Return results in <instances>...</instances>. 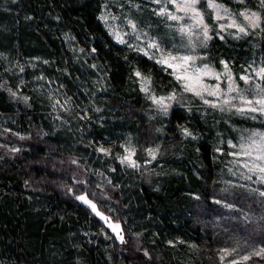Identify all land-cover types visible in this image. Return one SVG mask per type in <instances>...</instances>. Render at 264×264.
Returning a JSON list of instances; mask_svg holds the SVG:
<instances>
[{
  "label": "trees",
  "instance_id": "trees-1",
  "mask_svg": "<svg viewBox=\"0 0 264 264\" xmlns=\"http://www.w3.org/2000/svg\"><path fill=\"white\" fill-rule=\"evenodd\" d=\"M103 1L0 0V66L36 60L31 73L38 87L46 81L59 85L91 111L83 124V135L91 137L86 142L174 141L186 151L169 158L171 167L166 166L157 188L143 179L124 188L130 182H122L121 172L112 174L115 185L106 186L113 199L98 204L103 213V207H114L110 215L122 225L121 240L77 198L84 192L76 177L71 179L76 168L60 161L76 155L92 163L94 151L85 140L77 142L67 131L40 134L17 156L0 154V264H204L207 246L264 245L263 198L235 194L238 202L251 203V221L240 212L221 221L229 212L211 201L226 191L219 184L224 168L215 146L216 126L192 109L174 107L162 118L149 110L137 72L147 75L159 93L179 82L160 63L113 39L100 19ZM248 46L246 39L215 38L210 50L218 61L237 63ZM16 105L0 84V111L15 112ZM29 121L40 127L41 113L34 112ZM16 123L25 124V116ZM82 161L78 171L88 174L81 177L95 182L88 161ZM75 185L77 191L69 189Z\"/></svg>",
  "mask_w": 264,
  "mask_h": 264
},
{
  "label": "rangeland",
  "instance_id": "rangeland-1",
  "mask_svg": "<svg viewBox=\"0 0 264 264\" xmlns=\"http://www.w3.org/2000/svg\"><path fill=\"white\" fill-rule=\"evenodd\" d=\"M212 2L219 7L211 8L208 0H198L195 4L196 12L188 10L186 13L180 10L184 6V0H104L100 19L116 42L156 62L168 58L169 55L194 58L189 61L187 72L182 67L169 68L160 63L170 70L175 78L193 77L191 80L176 78L179 86L170 92L155 91L150 78L145 74L139 76L140 87L150 100L149 110L159 118L171 108L180 107L192 109L214 123L215 146L224 168V175L219 184L220 189L226 191L221 194L222 196L213 195L211 201L229 212L227 215L225 213L226 216L222 217L221 221L233 220L230 217L235 216L234 212H240L251 221L254 217L250 208L251 203L245 200L242 204L234 196L239 194V191L264 199L262 188L264 172L259 171L260 168H264V111H261L264 104L257 103L264 100V2L262 0H212ZM253 13L256 16H253ZM171 16L180 19L173 20ZM201 17L203 22L198 23ZM205 27L207 38L204 35ZM240 28L244 31L241 32ZM215 38L229 42L246 39L250 45L245 49L248 54L237 63L225 59L218 61L212 57L210 50ZM152 44L158 45V48L150 47ZM35 62L36 60L20 59L14 62L13 67L2 66L3 64L0 66V84L8 92L11 103L18 104L15 112L0 111L1 155L17 156L25 146L32 143L33 138H40V134L54 136L53 134L67 131L76 134L77 142L83 140L86 142L91 138L83 135L84 121L88 120L91 114L89 108L86 110L80 108V102L59 85L55 86L46 81L45 85L38 87L41 83H38L34 73H31L33 71L31 68H35ZM168 62L174 65L182 63L179 59H169ZM204 71H209L210 74L204 75ZM197 75L200 77L199 82L195 79ZM217 76L219 79H216ZM186 84H191L197 91H201V95L185 91ZM204 86H207L209 91H203ZM230 86L232 91L229 90ZM212 91L218 94L210 95L209 92ZM29 92H33L35 97H31ZM152 97L164 98L163 104L155 103ZM249 101L251 103H248ZM34 112L41 113L40 127L32 125L29 121ZM20 115L25 116V124L16 123ZM97 117L100 119V115ZM190 135L198 138L193 131ZM137 142L134 140L105 142L92 139L86 142L94 151L95 160L92 163L88 156L79 158L74 155L60 160L61 163H68L69 168H76L77 172L72 174L71 179L76 177V182L78 180L84 192L77 198L84 196L95 204L96 211H93L88 203L79 199L96 215L97 212L100 213L98 216L105 220L108 229L120 240L124 237L122 225L114 215H110L116 212L114 207L112 206V209L103 207L107 210L103 213L98 204L101 199H113L110 188L106 186L115 185L112 174L121 172L122 182H130L124 183L126 186L124 188L133 187L140 179L157 188L165 178L167 167H171L168 163L169 158L186 151L184 144L178 145L174 141H167L164 144ZM101 148L106 151H100ZM149 150L152 154H149ZM125 157H130V162H134L136 166H130ZM82 160L88 161L91 167L88 172L96 179L95 182H90L88 177H81L88 174L86 172V175H82V172L78 171L82 170ZM81 184L85 186L82 187ZM69 189L77 191L78 187L75 185ZM191 196L200 198L201 195L192 193ZM212 218L214 221L219 220L218 216ZM112 225L119 227L114 229ZM261 250H264V245L261 244L252 246L228 242L215 248L207 246L203 262L233 264V261H236L238 264H264V252L260 256L255 255ZM245 256H249L250 259H242ZM200 262L201 260L196 261L195 264H201Z\"/></svg>",
  "mask_w": 264,
  "mask_h": 264
},
{
  "label": "snow or ice",
  "instance_id": "snow-or-ice-1",
  "mask_svg": "<svg viewBox=\"0 0 264 264\" xmlns=\"http://www.w3.org/2000/svg\"><path fill=\"white\" fill-rule=\"evenodd\" d=\"M262 2H264V0H262ZM196 3H198V0H184V6L181 7L180 10H181V11H185L186 13H187L188 10H191V11H193V12H196V9H195V4H196ZM208 3H209V7H211V8H218V7H219L218 5H216L215 3H213L212 0H208ZM197 15H198V14H197ZM242 15H243V14H242ZM253 16H256V14L253 13ZM170 18L173 19V20H178V19H180V18L177 17V16H171ZM246 18H247V19H252V17H246ZM256 19L258 20L259 17H256ZM202 22H203V19H202V17H201V18L199 19L198 23H202ZM253 26H255V23L253 24ZM134 27H135V26L133 25V28H134ZM181 31H187V30H186V29H181ZM240 31L243 32L244 29H243V28H240ZM204 35H205V37L207 38V27L204 28ZM121 42H123V41L121 40ZM150 47L158 48V45H156V44H152V45H150ZM151 58H154V57H151ZM169 59H170V60H177V59H179L182 63H181V64H178V65H174V64H171V63L168 62ZM193 59H194L193 57H189V56L175 57V56H171V55H169L168 58L161 59V60H159V61H157V62H158V63H161V64H165V65H167V67H169V68H174V67H176V68H181V67H182L183 70H184L185 72H187V66L189 65V61H191V60H193ZM225 68H227V64H225ZM197 71L199 72V70H197ZM203 74H204V75H209L210 72H209V71H204ZM136 75L139 77V76H141V73L137 72ZM176 78H177V79H188V80L193 79V77H190V76H184V77L177 76ZM195 79H196L197 82H199V79H200L199 75H197V76L195 77ZM216 79H219V76H217ZM241 79L246 80L247 77H241ZM217 87H218V86H217ZM184 88H185V91H193V92H195L196 95H198V96L201 95V91H197V90H196L191 84H186V85L184 86ZM145 90H147V89H145ZM202 90L205 91V92L209 91V89H208L207 86H204ZM229 90H230V91L233 90V89L231 88V86H230ZM209 94H210V95H217L218 93L215 92V91H212V92H209ZM152 99H153L154 102L157 103V104H163V101H164V98L156 99L155 97H152ZM205 102L207 103V101H205ZM225 103H228V101H225ZM248 103H251V101H249ZM257 103H259V104H264V100H260V101H258ZM165 110H166V108H165ZM252 111H256V109H252ZM261 111H264V108H262ZM99 150L102 151V152L106 151V150L103 149V148H101V149H99ZM149 154H152V153H151V150H149ZM125 161L130 162V157H125ZM130 166L135 167L136 165H135L134 162H130ZM259 171H260V172H264V168H260ZM79 199L85 201L86 203H88V204L91 206V208L93 209V211H96V206H95V204H92L91 201H88V200L86 199V197L81 196V197H79ZM97 214L100 215V213H98V212H97ZM112 227H113L114 229H116V228L119 227V225H112ZM262 252H264V250H261V252H257V253H255V255L260 256V255L262 254ZM242 259H244V260H248V259H250V257H249V256H245V257H243ZM233 264H238V262L233 261Z\"/></svg>",
  "mask_w": 264,
  "mask_h": 264
}]
</instances>
